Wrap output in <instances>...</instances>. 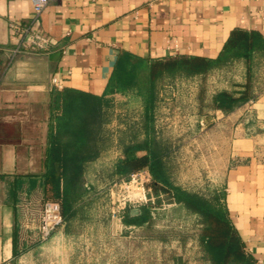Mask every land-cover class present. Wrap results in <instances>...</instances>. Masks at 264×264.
<instances>
[{
	"label": "crops",
	"instance_id": "1",
	"mask_svg": "<svg viewBox=\"0 0 264 264\" xmlns=\"http://www.w3.org/2000/svg\"><path fill=\"white\" fill-rule=\"evenodd\" d=\"M31 15V0H0V264H75L63 240L87 204L82 180L64 227L37 241L54 91L103 96L123 51L147 60L216 58L234 29L257 31L264 40V0H50L39 19L50 49L15 51L19 37L10 23H27ZM257 61L264 64V54ZM51 78L62 88H53ZM252 98L239 126L257 131L235 139L223 201L244 252L264 264V88Z\"/></svg>",
	"mask_w": 264,
	"mask_h": 264
},
{
	"label": "rangeland",
	"instance_id": "2",
	"mask_svg": "<svg viewBox=\"0 0 264 264\" xmlns=\"http://www.w3.org/2000/svg\"><path fill=\"white\" fill-rule=\"evenodd\" d=\"M226 68L206 76L162 79L153 110L152 141L169 181L209 199L224 193L225 174L234 164L235 139L257 131L239 126L247 116L246 101L226 111L216 108L217 93L236 97L246 80L242 61ZM253 69L255 101L264 88V64L256 61ZM107 98L94 139L98 158L82 175L87 204L72 225L74 233L63 240L73 248L75 264H210L199 243L202 225L197 214L170 202L163 192L155 196L146 185L151 180L147 169L127 177L112 172L116 159L135 155L124 149L145 137V118L136 93ZM143 205L150 207L149 223L126 225L123 216ZM63 227L64 223L55 232Z\"/></svg>",
	"mask_w": 264,
	"mask_h": 264
},
{
	"label": "trees",
	"instance_id": "3",
	"mask_svg": "<svg viewBox=\"0 0 264 264\" xmlns=\"http://www.w3.org/2000/svg\"><path fill=\"white\" fill-rule=\"evenodd\" d=\"M264 54V40L254 30L234 29L225 40L216 58L198 55H179L161 59H142L128 52H121L115 61L105 94L95 96L70 90L54 91L51 101L49 126L50 146L47 156V171L44 174L43 200H55L61 205L65 218L70 214L72 200L78 195L82 180L83 164L96 153L94 139L96 128L101 125L102 108L107 105L104 95L136 93L143 104L145 140L127 146L125 154L145 151L138 157L119 158L112 172L128 176L147 169L151 180L146 184L155 196L160 192L170 202L182 204L197 214L202 227L199 243L210 264H254L253 258L244 252L242 242L233 226L222 197L215 194L211 199L172 184L152 140L153 110L158 83L168 77L206 76L215 69L229 67L242 61L246 80L236 97L226 92L214 96L216 108L229 110L236 103L247 101L252 96L251 74L258 57ZM136 215L126 213V225L142 226L150 221V207L143 205Z\"/></svg>",
	"mask_w": 264,
	"mask_h": 264
},
{
	"label": "built area",
	"instance_id": "4",
	"mask_svg": "<svg viewBox=\"0 0 264 264\" xmlns=\"http://www.w3.org/2000/svg\"><path fill=\"white\" fill-rule=\"evenodd\" d=\"M49 1L50 0H31L32 15L29 21L23 24L10 23V28L19 37V47L16 48L15 51L31 48L38 51H48L50 49V41L43 35L39 25L40 16ZM50 84L53 88H62L57 78H51ZM63 223L64 217L61 212L60 203L55 200L42 201L38 223V241L41 243L48 241L55 230L62 226Z\"/></svg>",
	"mask_w": 264,
	"mask_h": 264
},
{
	"label": "water",
	"instance_id": "5",
	"mask_svg": "<svg viewBox=\"0 0 264 264\" xmlns=\"http://www.w3.org/2000/svg\"><path fill=\"white\" fill-rule=\"evenodd\" d=\"M138 213H139V210H138V209H132V210L129 212L130 215H136V214H138Z\"/></svg>",
	"mask_w": 264,
	"mask_h": 264
}]
</instances>
